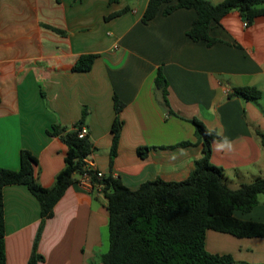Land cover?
<instances>
[{"label":"crops","instance_id":"1","mask_svg":"<svg viewBox=\"0 0 264 264\" xmlns=\"http://www.w3.org/2000/svg\"><path fill=\"white\" fill-rule=\"evenodd\" d=\"M147 1L0 0V168L17 170L27 150L36 158L37 182L50 187L67 148L47 131L82 122L94 147L85 158L92 169L112 173L130 189L156 177L182 180L203 154L194 118L216 132L209 160L222 168L228 186L264 177V147L255 135L264 133V17L244 26L231 10L209 22L214 41L208 43L187 35L193 8L164 13L175 1L161 3L143 22ZM89 53L96 54L90 69L73 70L78 56ZM158 68L171 111L154 86ZM241 86H254L261 96L235 95ZM114 96L122 102V124L110 162ZM138 146L149 147L143 158ZM2 200L5 264H27L39 203L24 184L3 186ZM105 204L101 187L71 183L42 224L37 264H102ZM234 214L264 222V193L250 211ZM207 234L208 251L264 264V237L214 234L208 247Z\"/></svg>","mask_w":264,"mask_h":264},{"label":"trees","instance_id":"2","mask_svg":"<svg viewBox=\"0 0 264 264\" xmlns=\"http://www.w3.org/2000/svg\"><path fill=\"white\" fill-rule=\"evenodd\" d=\"M115 1V0H111ZM173 0H148L142 21L151 19L161 3ZM163 12L169 13L177 7L193 8L196 18L187 35L192 40L214 41L208 36L211 20L218 22L231 10H238L247 24L256 17H264V0H174ZM115 12L109 16H114ZM96 54L79 55L73 64L75 71L89 70ZM154 86L160 90L163 104L168 108L167 82L157 69ZM233 93L243 98H258L261 91L254 86L234 87ZM115 116L111 124L109 160L115 156L122 121L118 112L122 107L113 97ZM195 135L202 142L203 154L194 160L193 168L186 178L178 181L160 177L146 180L135 189L122 183L112 173L96 178L85 168L84 159L93 150L87 135L78 137L82 122L71 127L52 124L49 135L58 136L66 145L63 167L54 177L50 187L40 185L35 177L36 158L27 150H21L19 168H0V264H5L4 219L2 189L7 184H24L39 203L40 223L27 264H37L42 256L36 252L44 220L53 213L54 204L66 188L84 172L91 175L93 183L101 184L106 199L108 247L101 255L102 264H234L229 253L210 252L205 247L208 230L226 233L237 238L264 237V222L238 218L234 212L246 213L257 204V197L264 193V177L256 176L249 182L231 188L225 181L221 167L210 160L211 141L217 136L214 130L197 119H191ZM255 135L264 147V133L255 130ZM185 145L186 142H181ZM149 147L138 146L136 153L143 158Z\"/></svg>","mask_w":264,"mask_h":264},{"label":"built area","instance_id":"3","mask_svg":"<svg viewBox=\"0 0 264 264\" xmlns=\"http://www.w3.org/2000/svg\"><path fill=\"white\" fill-rule=\"evenodd\" d=\"M243 25H247V22L246 20H243ZM87 134V130L85 127H81L80 129H78V137H83ZM84 162H85V168H87V170H91L93 173H94V176L96 178H102L104 176V174L101 172V171H98V170H95V169H92L89 164L85 161L84 159ZM78 181L82 184V185H85V186H90L92 184H96L97 186L101 187V184H97V183H93L91 181V175L88 173V172H84L83 174H81L78 178Z\"/></svg>","mask_w":264,"mask_h":264},{"label":"rangeland","instance_id":"4","mask_svg":"<svg viewBox=\"0 0 264 264\" xmlns=\"http://www.w3.org/2000/svg\"><path fill=\"white\" fill-rule=\"evenodd\" d=\"M214 234L223 235L222 233H217L216 231L208 230V234H207V246L208 247H211L213 245V243H215V235ZM234 264H262V263H257V262L253 263V262L246 260V259H242V260L238 259L235 261Z\"/></svg>","mask_w":264,"mask_h":264}]
</instances>
